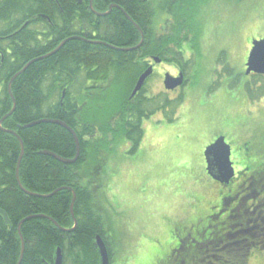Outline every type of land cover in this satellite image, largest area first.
Instances as JSON below:
<instances>
[{"label": "trees", "instance_id": "16d2710c", "mask_svg": "<svg viewBox=\"0 0 264 264\" xmlns=\"http://www.w3.org/2000/svg\"><path fill=\"white\" fill-rule=\"evenodd\" d=\"M163 1L171 16L161 33L152 30L154 13L149 0H93L98 12H107L112 3L120 7L105 16L90 9V0H0V121L16 102L0 127V209L10 219L7 223L0 213V264L19 263L22 238L18 226L28 217L21 226L25 250L20 264H55L58 248L63 264H100L96 236L108 243L105 219L96 206L94 190L81 174L91 141L104 127L108 136L119 135L130 143L128 153L137 152L144 138V120L173 101L164 97L159 102L160 97L157 101V96L145 95L146 83L131 97L135 84L154 57L186 73L191 63L185 43L194 41V49H199L197 17L210 0ZM141 31L144 42L140 47L118 49L136 46ZM67 38L72 39L56 53L32 63L17 76L10 93L9 83L15 74ZM224 57L225 51L218 64L227 66L222 73L231 74V65L222 62ZM219 86L220 80L212 89ZM245 88L251 99L264 90L261 86L253 91L251 83ZM182 100L183 96L177 99L179 103ZM156 101L161 104L157 108ZM91 103L102 115H95L93 122L86 120L84 111ZM46 118L61 120L76 131L81 145L77 162L63 163L42 153L47 150L69 159L76 156L74 138L63 126L42 122L25 127ZM98 121L102 122L100 129ZM21 141L24 153L19 179L24 189L17 180ZM73 191L77 194L74 217ZM75 220L76 227L66 230L74 227Z\"/></svg>", "mask_w": 264, "mask_h": 264}, {"label": "rangeland", "instance_id": "374dc122", "mask_svg": "<svg viewBox=\"0 0 264 264\" xmlns=\"http://www.w3.org/2000/svg\"><path fill=\"white\" fill-rule=\"evenodd\" d=\"M148 4L154 13L152 30L162 33L171 15L163 0H149ZM197 18L200 47L194 49V41L185 43L191 63L186 70L187 84L165 89V74L178 71L170 62L156 63L147 79L145 95L157 96V101L160 97L159 102L165 97L173 104L144 120V138L137 152L128 153L130 143L119 135L108 136L103 127L91 141L88 159L81 167L84 183L94 190L96 206L105 219L107 242L119 260L124 257L119 234L141 233L146 226L153 234L152 223L162 219L159 216L169 206L190 208L199 201L195 183L215 184L202 164L211 142L224 136L234 150L239 145L245 150L246 140L260 145L263 139L264 90L251 99L245 85L251 83L253 91L258 90L264 87V77L246 75L245 69L252 41L264 38V0H210ZM223 51L222 62L231 65L232 75L222 73L227 66L218 64ZM215 70L218 74H213ZM219 80L221 86L212 89ZM180 96L181 103L177 101ZM86 107L87 121L101 115L96 105ZM101 124L98 121L99 129Z\"/></svg>", "mask_w": 264, "mask_h": 264}, {"label": "flooded vegetation", "instance_id": "af4514ba", "mask_svg": "<svg viewBox=\"0 0 264 264\" xmlns=\"http://www.w3.org/2000/svg\"><path fill=\"white\" fill-rule=\"evenodd\" d=\"M89 6L96 15L105 16L102 14L106 12L93 9V0ZM114 7L119 6L112 3L106 15ZM150 65L154 72L156 64L152 59ZM181 71L178 69L173 75L176 77ZM184 75L186 83L185 72ZM243 143L248 144L245 150L242 145L234 150L228 143L235 174L225 183L209 175L203 154L202 164L215 184L195 183L199 201L190 208L169 206L173 211L167 208L159 216L162 219L152 223L153 234L147 226L141 233L119 234L120 250L124 253L121 260L114 257L106 243L110 264H264V134L260 145L247 140ZM193 158H188L190 166ZM131 227L135 229L136 223Z\"/></svg>", "mask_w": 264, "mask_h": 264}, {"label": "water", "instance_id": "95a60500", "mask_svg": "<svg viewBox=\"0 0 264 264\" xmlns=\"http://www.w3.org/2000/svg\"><path fill=\"white\" fill-rule=\"evenodd\" d=\"M107 13H103L102 15H105ZM127 17L130 18L128 15H127ZM138 28H139V26H138ZM141 35H142L141 41L136 46L130 47V48H118V49L124 50V51H131V50L137 49L144 42V33L142 31H141ZM69 39H72V38H69ZM69 39L64 40L52 52H50L46 55L37 57V58L31 60L30 62H28L25 65V67L21 71H19L17 74H15L13 76V78L11 79V81L9 83L10 93H11V85L17 76H19L21 73H23L32 63H34L40 59H44L46 57H49V56L53 55L54 53H56ZM95 42L100 43L98 41H95ZM153 60L155 63H159L162 61L158 57H154ZM152 73H153V65H150L149 68L145 72H143V74L138 78V80L135 84V87L133 89V92L131 94V97L136 96L138 94V92L141 91V89L143 88V86L145 84L146 79ZM252 73L258 74V75H264V38L263 39H254L252 41V47H251V50L249 52V55H248V58L246 61L245 74L250 75ZM184 81H185V75L183 72H180L179 75L176 77L170 73H166L164 76V87L166 90H175L178 87L182 86ZM15 108H16V102L14 101L13 109L0 121V127H2V123H3L4 119L7 116L11 115L13 113V111L15 110ZM42 122L54 123V124H58V125L63 126L64 128H66L72 134L74 141H75L76 150H77L76 156L74 158H71V159L63 158V157L59 156L58 154L51 152V151H47V150L43 151L42 153L53 156L54 158L58 159L59 161H61L63 163L73 164V163L77 162L79 157H80V154H81V145H80V140H79V137H78L76 131L72 127H70L67 123H65L61 120H54V119H48V118L41 119L38 121H34L32 123L26 124L25 127L37 125V124L42 123ZM9 132L16 134L14 131H9ZM21 145H22V151H21V156L19 159L18 167H17V180H18L20 186L23 188V186L20 183V179H19V166H20V161H21L23 153H24V144L22 141H21ZM204 156H205L206 162H207V171L211 177H213L214 179H216L222 183H225V182H228L234 176L235 170H234L231 158H230L231 157V146H230V144H228L226 142V138L224 136L218 137L212 144L208 145L205 148ZM55 192H53L47 196H50V195L54 194ZM76 197H77V194L75 191H73V201H72V205H71V212H72L73 217H74L73 207H74V202L76 200ZM0 213L4 215L6 222L10 223V219H9L7 213L3 209H0ZM44 217H48V216H44ZM29 218H31V217H28L27 219H29ZM48 218H50V217H48ZM27 219H25V220H27ZM25 220L21 221L19 226H18L19 234L22 238V252H21V258H20V261L18 264L21 263L23 255H24V250H25V243H24V240H23V237L21 234V226ZM51 220H53V219H51ZM76 225H77V220H75V225L72 229H66V230H73L76 227ZM96 245H97V248L99 250L100 257H101L100 264H110V257H109L107 245H106L104 239L100 235L96 236ZM55 264H63V255H62L61 249H59V248H58L57 253H56Z\"/></svg>", "mask_w": 264, "mask_h": 264}, {"label": "bare ground", "instance_id": "6f19581e", "mask_svg": "<svg viewBox=\"0 0 264 264\" xmlns=\"http://www.w3.org/2000/svg\"><path fill=\"white\" fill-rule=\"evenodd\" d=\"M106 13H107V12H106ZM105 15H106V14H105ZM67 39H69V38H67ZM81 39H82V38H81ZM65 40H66V39H65ZM62 42H63V41H62ZM62 42H61V43H62ZM61 43H60V44H61ZM60 44H59V45H60ZM59 45H58V46H59ZM76 151H77V150H76ZM58 226H59V225H58ZM62 229H63V228H62ZM59 249H61V248H59ZM100 262H101V257H100Z\"/></svg>", "mask_w": 264, "mask_h": 264}]
</instances>
